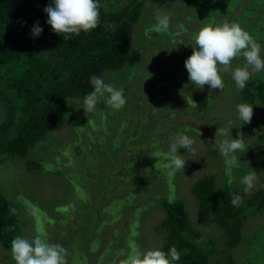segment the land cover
<instances>
[{"label": "trees", "instance_id": "trees-1", "mask_svg": "<svg viewBox=\"0 0 264 264\" xmlns=\"http://www.w3.org/2000/svg\"><path fill=\"white\" fill-rule=\"evenodd\" d=\"M149 1L158 6L175 2ZM224 2L226 11L210 13L207 23L229 22V17L235 16V23L249 27L248 22L241 21L240 14L245 13L254 20L256 9L263 18L264 0H259V3L257 0H239L238 8V0ZM51 3L52 0H0V157L7 159L8 165L13 167L21 168L23 164L28 171L44 168L55 173L62 177L64 190L74 195L53 205L54 210L59 211L54 225L55 219L38 207L32 198L26 197L29 194L27 191L25 196L17 193L16 198L20 201L17 205L8 197L16 196L12 190L7 188L4 192L0 188V245L10 249L11 240L25 234L22 226L26 220L19 216L22 210H18L21 205L33 216L36 235L39 232L48 242L54 243L52 235L55 231L59 232L54 235L57 244L67 249L68 264H78L79 259L85 264H125L131 245H137L144 252L140 220L146 209L137 214V208L144 203L138 197H142L145 191L141 195L137 193L144 186L151 190L155 188L159 184L151 179H161L162 176L161 180L171 192L168 199L154 198L164 213L154 226L161 235L159 250L167 253L174 246L180 253V260L174 264H210L216 252V240L205 236L202 229L194 225L185 201L175 198L174 187L178 180L174 181V175H169L166 155L169 146H162L164 138L160 133L166 122L171 121L169 115L174 111L160 116L157 123L155 121L160 115L156 100L162 96L166 98L168 91L175 92L171 83L176 74L164 76L162 81L140 84L139 93L146 92L148 96L144 107L135 103L128 108L127 99L121 109L115 110L101 100L96 110L86 115L100 110L104 123L93 130L85 128L80 118L71 121L79 138L66 142L68 147L62 144L60 151L67 157L65 162L57 156L54 163L49 159H35V153L45 148L51 139L50 132L64 124L66 114L80 116L84 113L82 108H75L81 103L74 102L83 101L93 90L89 81L92 75L101 77L104 71L110 74L116 70V78L115 74L110 78L125 94L135 85L130 81L131 77H138L135 69L130 67L141 60L140 50L129 49L128 42L133 25L142 14V0H128L116 9L112 7L113 2L99 0L100 25L91 32H81L68 40L53 33L47 24L44 9ZM37 22L43 29L39 37L32 34ZM142 33L143 30L137 37H142ZM184 55V51L180 50L179 58L184 59ZM234 62H239L237 66L245 63L242 57ZM123 67L130 70H122ZM145 72L141 73L143 79ZM226 77L224 89L228 88L236 100L253 105L252 120L257 119V125L264 129L263 119L259 117V112L264 115V76L251 78L242 91L236 90L230 74L226 73ZM184 82L193 85L189 80ZM153 91L154 96L151 95ZM111 118L112 123H106ZM161 119L165 120L160 122ZM235 120L240 122L238 118ZM181 127L189 133L186 125ZM257 139L260 140L258 150L264 154L261 134L257 133ZM156 144V149L152 148ZM148 147L154 149L151 157L145 153ZM157 152L161 156L153 157ZM216 152L212 153L216 155ZM30 154H33L32 157ZM178 154H183V148L178 150ZM156 163L158 167H155ZM224 168L220 185L215 184V173L202 175L192 183L191 193L197 200V212L208 216V221L215 222L222 231L227 248H235L243 241L246 212L259 214L264 210V188L246 197L242 186L228 182L226 165ZM236 170L244 173L235 163L231 176ZM233 194L243 199L239 207L231 204ZM46 224L52 227L48 233L42 228ZM57 226H61L62 231ZM253 233L247 238L251 251L249 257L254 264H264V226ZM253 239L258 243L254 244ZM121 251L125 254L116 263V256H120ZM223 251L221 249L219 253ZM214 264H220L219 260ZM224 264H233L231 253H227Z\"/></svg>", "mask_w": 264, "mask_h": 264}, {"label": "rangeland", "instance_id": "rangeland-1", "mask_svg": "<svg viewBox=\"0 0 264 264\" xmlns=\"http://www.w3.org/2000/svg\"><path fill=\"white\" fill-rule=\"evenodd\" d=\"M108 1L113 2L112 7L116 9L120 6H124L128 0ZM224 1L225 0H175V2L170 5L158 6L151 3L149 0H142V14L139 21L133 25L132 37L128 42L129 49L140 50L141 53V60L130 67L132 70L135 69L138 77L136 76L134 78L130 74L132 76L130 81L135 82V85L133 84L126 90L127 92H125L124 95L126 100L129 99L128 108L135 103H139L141 107H144L147 104L148 96L146 92L139 93L141 85H144L146 82L153 83L157 80L162 81L164 80L162 78L164 76L171 77L174 74L177 75L171 83L172 88H175V92L170 93L168 91L165 93L166 98L162 96L156 100L157 107L160 108L158 111L160 115H157L155 119L157 123L160 116H166L167 112L174 111L169 115L171 121L166 122L160 133L161 137L164 138L162 146L163 144L169 146L170 136L175 135L177 132H184L181 127L182 125H186L188 128L189 133L185 134L189 135L195 141V155L191 156L187 149H183L182 156H185L184 159L186 160L184 172L174 174V181L178 180L174 187L175 198L185 201L194 225L199 226L205 236L215 238L216 252L214 256H212L210 264H214L216 260H219L220 264H224L227 253H231L233 264H254L251 257H249L251 251L248 249L247 238L253 235V232L256 231L257 228L264 226V210L259 214L246 212V221L243 227V241L235 248H227L225 246L222 231L216 226L215 222L208 221V216H203L197 212V200L191 193L192 183L202 175L215 173L216 185H220L223 180L222 175L224 174V167L226 165V169H228L229 165L219 154L218 148L215 145L216 140L219 142L224 139L223 137H215L217 129L222 126L230 130L229 139L231 136L233 139L242 137L245 144L244 151L234 154L237 158V166L243 170L244 173L241 174L236 170L234 176H232V183L244 188V185L240 183V179L249 172L255 171L258 179L251 192L245 193L246 197L250 196L253 191L264 188V154L260 153L258 150L260 140L257 139V133L261 134L264 143L263 126L257 125V119H253L250 124L242 123L240 120V122H237L235 120L238 118L236 110L237 105L246 102L236 100V97L228 88L227 90L224 89L223 92H220L219 89L211 90L210 93L207 85L203 90H200L194 85L184 82L189 80L188 72L185 67V60L193 52V35L205 25H219L217 22H207L210 18V13L219 11L224 13L226 11V7H224L226 3ZM257 1L259 3V0ZM238 4L239 0L236 4V8H238ZM157 12H164L170 15V29L165 34L150 32L146 35V29H149L156 23L155 14ZM253 15L254 20L245 13L242 15L240 14L241 21L243 23L248 22L249 27L244 25L240 26L260 44L261 57L264 58V15L262 18V15L258 13V9L255 10ZM188 16H190V18H188ZM235 18V16L229 17V23L236 22ZM141 30H143L142 37H137V34L140 33ZM181 39L182 41L180 42ZM183 39L187 42H184ZM180 50L184 51V59L179 58ZM237 59L232 61V66L237 67V65H239V62H234ZM124 69L130 70L129 68L123 67L122 70ZM144 70H146V72L143 79L141 78V73ZM105 74H107V72L104 71L100 78L103 79L105 83L115 86L116 82L113 83L110 77L115 74L114 78H116V70L110 72V74ZM221 75L224 81L227 80L226 73H221ZM259 75L264 76V72L256 73L252 78L258 77ZM151 95L154 96L155 91H153ZM185 99H187V101H185ZM151 101H153V99H151ZM74 103H81L80 106H75L78 110L83 107V101H76ZM223 107L225 108L223 109ZM227 109L230 110V112H228ZM81 110L84 111L83 108ZM253 110L255 111V108H253ZM99 112L100 110L89 116H86L87 114L85 111L80 116L71 113L66 114L64 124L50 132L51 139L45 144V148L41 149L39 153H35V156H37L35 159H49L54 163V158L57 156L60 161L65 162L67 157L60 151L62 144L68 147L69 145H66V142L71 143L73 138H79V135L76 134V130L73 129V123L71 121L74 122V119L78 120V118H80L85 128L93 130L94 127H99L104 123L102 115ZM222 117L225 119V122L222 120ZM259 117H261L263 119L261 121L264 122V115L261 112H259ZM164 120L165 119H161L160 122ZM106 123H112V118ZM157 144L153 145L152 148L156 149ZM71 147L73 148L72 145ZM152 148L148 147L145 150L148 157H151L154 152ZM216 150V155H214L212 152ZM35 151L34 149L32 152L34 153ZM32 155L30 154V157H32ZM8 162L7 159L0 157V188L2 191L5 192L7 188H10L12 193L16 196L10 195L8 197L17 205L20 203L16 198L17 193L25 196L27 191L29 194L26 197L29 199L32 198L43 211L49 212L51 217L55 219V221H53L55 225L56 219L59 216V211H55L53 205L59 202L60 199H69L73 197L74 193H70L67 189L64 190V186L61 183L62 177L57 176L55 173L49 172L44 168L28 171L23 167V164H21V168H18L8 165ZM62 167H64V165H62ZM84 178H86V176H84ZM161 179H151L155 180V183L159 185L152 190L146 189L144 194L148 196L144 197L142 189H139L140 192L137 193V195H139L142 192V197L139 196L138 199H142L141 202H144L139 205L140 208H137V214L146 209L142 212V219L140 220V232L143 234L144 252L159 249L161 244V235L155 231L154 226L160 222L164 213L155 203L154 198L166 197L168 199L170 198L169 195L171 192ZM114 192H116V189H114ZM20 208L18 210L19 212L22 210V213L19 216L23 220H26L22 226V232L25 233L24 235L26 236L22 234L20 236L31 239L36 235L33 223L34 218L21 205ZM42 228L43 230H47L48 233L52 227L46 224ZM57 228L62 231L61 226H57ZM58 233L59 232L55 231L52 235L53 241L56 244L57 240L55 235ZM253 243L256 244L258 241L253 239ZM221 249H224V253H219ZM121 256L122 255L116 256V263H118V259L121 258ZM75 260L76 258L74 257L73 261ZM77 263L85 264V261L79 259ZM0 264H15L11 258V249L4 248L1 245Z\"/></svg>", "mask_w": 264, "mask_h": 264}, {"label": "clouds", "instance_id": "clouds-1", "mask_svg": "<svg viewBox=\"0 0 264 264\" xmlns=\"http://www.w3.org/2000/svg\"><path fill=\"white\" fill-rule=\"evenodd\" d=\"M99 0H52L44 9L47 14V24L53 33L62 36L65 40L73 35L79 36L81 32L88 33L100 25ZM156 23L146 29L150 32L165 34L170 29V15L164 12L155 14ZM105 27H111L106 25ZM43 32L37 22L32 28V34L39 37ZM194 46L192 54L185 60L188 79L197 89L203 90L207 85L211 90L225 88L221 73H228L235 82L236 90L245 89L247 82L256 73L264 72V58L261 57V46L238 23L224 22L219 25L208 24L193 35ZM242 57L243 66L232 67V61ZM93 90L83 99V109L86 114L96 110L97 104L104 100L109 108L119 110L126 104L123 89L105 83L99 76L89 78ZM210 100V98H209ZM209 103V101H208ZM238 119L250 124L254 115L253 105L241 103L237 105ZM187 131V130H186ZM230 130L219 127L215 137H223L215 141L219 154L225 159L228 167V182L232 183L231 168L236 163L237 152L245 149L244 139H229ZM170 144L167 152L169 175L184 172L185 156L179 155L178 150L187 149L191 156L195 155V141L185 132H177L169 137ZM156 153L153 157H159ZM155 167H158L156 163ZM256 172L252 171L240 179L244 185V192L250 193L257 180ZM142 191L148 189L146 186ZM243 203L241 196L233 194L231 204L239 207ZM15 211L14 209L12 210ZM11 258L15 264H68V252L62 245L48 242L47 238L38 232L28 239L17 235L10 242ZM120 255L125 253L121 251ZM180 260V253L173 246L167 253L163 250H148L141 252L137 245H131L127 253L125 264H174Z\"/></svg>", "mask_w": 264, "mask_h": 264}]
</instances>
